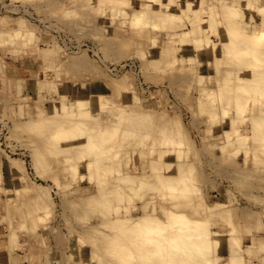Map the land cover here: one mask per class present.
<instances>
[{
	"label": "rangeland",
	"instance_id": "374dc122",
	"mask_svg": "<svg viewBox=\"0 0 264 264\" xmlns=\"http://www.w3.org/2000/svg\"><path fill=\"white\" fill-rule=\"evenodd\" d=\"M234 4L246 31L264 0H0V264H182L125 235L145 204L206 222L215 264H264V37L226 57L207 10ZM238 76L260 84L219 92Z\"/></svg>",
	"mask_w": 264,
	"mask_h": 264
},
{
	"label": "bare ground",
	"instance_id": "6f19581e",
	"mask_svg": "<svg viewBox=\"0 0 264 264\" xmlns=\"http://www.w3.org/2000/svg\"><path fill=\"white\" fill-rule=\"evenodd\" d=\"M227 9L224 11H227ZM229 9H230L229 13L231 14L230 17H228L224 12L216 11L214 6L207 8L208 13L211 16L212 20H217V18H225L227 20V23L222 24L223 29L227 32L226 35L227 40L226 42L223 43L224 56L232 58L233 60L236 59L247 60L248 58L251 57L256 60L260 59L261 57L256 55L255 52V49L259 48V46H257L258 40H253L252 38H250V36H253L254 38H256L258 35L264 37V7H259L257 11V17L252 22L250 23L247 22L248 23L247 26L249 27V29L248 30L246 29V31L249 32L248 33L249 37L242 42L237 41V39H241L243 37L242 35H245V33H247L246 31H244L242 27L243 25H245L244 22L245 18H243L241 11L236 9L235 4L231 5ZM230 25L235 26V28H233L235 29L234 30L235 32H232L233 30H230V28L228 27ZM207 30L208 27L206 24H204V26L199 27V33L201 35L200 36L195 35V37L193 38V43L200 40L202 41V39L208 40L210 38V33L207 32ZM225 34L223 35L225 36ZM247 69L248 67L244 66L243 63V65H241L238 68V72L240 73V75H242L246 71H248ZM254 77L255 76H253V78L238 76L234 81L232 80L233 82H230L229 79L227 80L225 79V81L221 83L222 87L220 86L221 89H219V92L225 90L226 88L225 86L226 85L228 86V83H230L231 88H229V90H236L243 94L244 92L248 91L250 88H255L259 86L260 81L255 79ZM238 97L239 98H237L236 104L234 105V111L244 112L246 106H242V107L240 106L241 96ZM123 113L124 112L121 108H116L112 110L111 115L119 116V115H123ZM263 130H264V123L261 124L259 131L262 132ZM237 140L240 141L242 140V138L238 137ZM183 166L184 164L182 163L179 164L180 167L179 172L181 175L185 173V170H183ZM164 178H166V176L161 175V179ZM120 179L122 182L125 183L128 181L127 176L121 177ZM39 203L40 200L38 201L37 204L39 205ZM161 206H163L164 208V205ZM130 222H133V225L129 230H127L125 235L126 236L131 235L133 232L135 235L133 237L139 240L150 239L152 241L154 240L155 236L157 237V235L160 234L161 232H167L169 234L168 237L170 238L165 237L166 240L175 242L173 246H170L168 248L169 255L174 256L173 259L175 260H180L182 264H215V260L218 259V257L215 256V254H213L212 251V249H214L213 244L215 243L214 238H211L210 233L208 232L209 231L208 225L207 227H205L204 225H206L205 224L206 222L204 223V221H200L199 223L192 224V222L187 220V217H185L184 214L175 212L174 214L172 213L171 215H168L167 222L166 221L163 222L160 221L159 218L152 213V209L148 208V205L145 204L143 205V214L140 216L131 217L126 221V223H130ZM115 231L118 234H120L118 230L115 229ZM234 254H235L234 251H232L229 254V256L232 257L234 256ZM125 255H127L128 257L132 255L130 248L126 249ZM147 263L149 262H146L145 264Z\"/></svg>",
	"mask_w": 264,
	"mask_h": 264
}]
</instances>
